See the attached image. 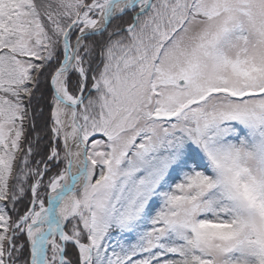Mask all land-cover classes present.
<instances>
[{
	"label": "snow or ice",
	"instance_id": "1",
	"mask_svg": "<svg viewBox=\"0 0 264 264\" xmlns=\"http://www.w3.org/2000/svg\"><path fill=\"white\" fill-rule=\"evenodd\" d=\"M0 264H264V0H0Z\"/></svg>",
	"mask_w": 264,
	"mask_h": 264
},
{
	"label": "trees",
	"instance_id": "2",
	"mask_svg": "<svg viewBox=\"0 0 264 264\" xmlns=\"http://www.w3.org/2000/svg\"><path fill=\"white\" fill-rule=\"evenodd\" d=\"M43 106V105H42ZM47 113H48V109L45 107L44 108V115L40 116L36 119V125H37V132L40 135H44V127H45V121H46V117H47ZM36 135V133H33V137ZM47 143V139L43 140L41 142V146H43V144Z\"/></svg>",
	"mask_w": 264,
	"mask_h": 264
}]
</instances>
